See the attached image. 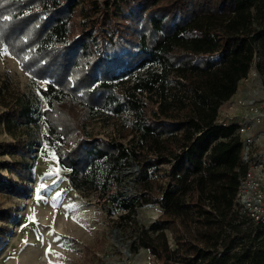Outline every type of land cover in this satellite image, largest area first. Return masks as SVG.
Instances as JSON below:
<instances>
[{"label": "trees", "instance_id": "obj_1", "mask_svg": "<svg viewBox=\"0 0 264 264\" xmlns=\"http://www.w3.org/2000/svg\"><path fill=\"white\" fill-rule=\"evenodd\" d=\"M0 21V50L45 86L40 114L70 185L103 197L115 172L137 165L139 196L119 206L122 218L160 207L138 237L155 264H264V222L246 224L234 208L244 171L236 123L217 121L255 55L264 80V0H0ZM2 79L0 125L11 140L0 141V157H10L0 169L18 180L0 172V192L21 196L32 142L15 130L37 121V107ZM102 111L127 112L119 138L85 131ZM11 217L0 208V222ZM6 230L0 225V246Z\"/></svg>", "mask_w": 264, "mask_h": 264}, {"label": "rangeland", "instance_id": "obj_2", "mask_svg": "<svg viewBox=\"0 0 264 264\" xmlns=\"http://www.w3.org/2000/svg\"><path fill=\"white\" fill-rule=\"evenodd\" d=\"M2 27L0 21V32ZM0 77L3 78L2 82L25 92L33 101V108L37 107L33 115L37 121L16 127L15 130L17 136L32 142V157L28 161L32 177L27 180L28 191L21 196L0 192V208L12 216L10 223L0 222L1 226L7 225V235L0 246V264L157 263V259L140 245L138 237L142 228L148 227L160 216V207L157 204H144L137 206L130 217H121L127 211L119 206L118 199L132 200L139 196L141 190L139 172L134 166H128L132 171L126 175L123 170L115 172L120 179L108 180V192L103 197L97 191L74 188L69 183L66 171L59 166L52 145L54 137L47 129L45 117L40 114L48 107L47 93L41 90L45 87L43 82L33 81L5 48L0 50ZM243 85H248L250 93L257 89L258 93L264 95L263 79L256 83L250 78L239 83L238 89ZM95 97L98 98L99 93ZM126 113L107 118L102 111L100 117L93 118L86 125L85 131L93 137L117 139V125ZM128 138L122 142L125 147L133 148L135 142ZM1 140H11L2 125ZM3 159L10 157L3 155L0 160ZM98 165L100 168L96 175L98 181L102 182L105 168L100 162ZM0 172L8 180H18L15 173L6 168L0 169ZM48 173L51 174L46 175Z\"/></svg>", "mask_w": 264, "mask_h": 264}, {"label": "built area", "instance_id": "obj_3", "mask_svg": "<svg viewBox=\"0 0 264 264\" xmlns=\"http://www.w3.org/2000/svg\"><path fill=\"white\" fill-rule=\"evenodd\" d=\"M256 60L257 55L247 76L261 82V76L254 68ZM229 99L224 102L228 108L240 109L239 115H226L223 102L218 110L217 121L222 125L235 122V133L241 143L240 165L244 171L238 178L234 208L246 219V224L256 225L264 222V95L250 98L236 95L234 99Z\"/></svg>", "mask_w": 264, "mask_h": 264}, {"label": "crops", "instance_id": "obj_4", "mask_svg": "<svg viewBox=\"0 0 264 264\" xmlns=\"http://www.w3.org/2000/svg\"><path fill=\"white\" fill-rule=\"evenodd\" d=\"M250 78H251L252 80H254L256 83H259V80H258V79H256V78H252L251 76H247V77L241 79V80L239 81V83L242 84L243 81L246 82V81H248ZM239 83H238V84H239ZM248 85H249V84H248ZM248 85H247V86L243 85V86L240 87L239 89H238V86H237V90H236L235 94L232 95V97H231L229 100L234 99L236 95H239V96L242 97V98H250V97H256V96L261 95L260 93H258V90H257V89H253V90L251 91V93H250V90H249V88H248ZM222 106L225 108L224 113H225L226 115H231V116H235V115H236V116H237V115H239V113H240V109L228 108L227 103H225V102L222 104ZM226 107H227V108H226Z\"/></svg>", "mask_w": 264, "mask_h": 264}, {"label": "bare ground", "instance_id": "obj_5", "mask_svg": "<svg viewBox=\"0 0 264 264\" xmlns=\"http://www.w3.org/2000/svg\"><path fill=\"white\" fill-rule=\"evenodd\" d=\"M132 171V169H131V167H127V168H124L123 169V174H128L129 172H131ZM117 243L123 248V245L119 242V241H117Z\"/></svg>", "mask_w": 264, "mask_h": 264}, {"label": "snow or ice", "instance_id": "obj_6", "mask_svg": "<svg viewBox=\"0 0 264 264\" xmlns=\"http://www.w3.org/2000/svg\"><path fill=\"white\" fill-rule=\"evenodd\" d=\"M5 19H7V18H5ZM50 174H51V173H48V174H46V175H50ZM41 187H44V186L42 185ZM38 191H39V190H38ZM57 195H59V193H58ZM67 207H73V205H68ZM57 239H59V237H57ZM48 251H50V249H49Z\"/></svg>", "mask_w": 264, "mask_h": 264}, {"label": "water", "instance_id": "obj_7", "mask_svg": "<svg viewBox=\"0 0 264 264\" xmlns=\"http://www.w3.org/2000/svg\"><path fill=\"white\" fill-rule=\"evenodd\" d=\"M134 168L137 170V165H134Z\"/></svg>", "mask_w": 264, "mask_h": 264}]
</instances>
